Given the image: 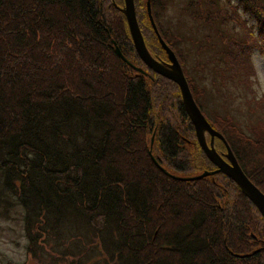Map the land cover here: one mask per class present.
<instances>
[{
	"label": "trees",
	"instance_id": "16d2710c",
	"mask_svg": "<svg viewBox=\"0 0 264 264\" xmlns=\"http://www.w3.org/2000/svg\"><path fill=\"white\" fill-rule=\"evenodd\" d=\"M222 3L228 7L216 15L217 31L228 19L227 25L233 21L229 29L237 24L244 33L220 29L217 50L233 61L236 50H242L249 74L251 48L264 53V0ZM238 10L256 17L259 42ZM110 37L146 74L115 53ZM209 62L219 77L227 78L219 58ZM171 85L176 84L141 62L112 0H0V195L25 199L24 225L35 215L50 243L56 238L81 244V263L98 241L101 260L93 264H264V221L233 180L223 173L195 180L175 177L215 166L195 136L185 137L184 129L194 128L178 88L173 90L178 120L186 125L174 128L161 115L167 95L160 90ZM232 117L216 114L210 125L264 193V151L256 152L264 150V115L247 124V130ZM256 132H263L258 142ZM216 140L215 147L224 146ZM189 148L203 165L186 164ZM245 160L251 166L256 162L254 171ZM232 188L239 196L232 195ZM225 195L234 197L233 203L224 201ZM30 251L38 256L35 248Z\"/></svg>",
	"mask_w": 264,
	"mask_h": 264
},
{
	"label": "rangeland",
	"instance_id": "374dc122",
	"mask_svg": "<svg viewBox=\"0 0 264 264\" xmlns=\"http://www.w3.org/2000/svg\"><path fill=\"white\" fill-rule=\"evenodd\" d=\"M146 1L134 0L137 19L140 27L145 32L147 42L155 55L154 57L166 61L165 52L161 48L149 22L147 8L145 10ZM222 1L200 0L203 9H200V5L198 4L199 0H149V6L152 11V17L153 19L155 18L154 22L157 30L163 40L175 53L192 95L201 104V111H204L203 113L207 122L210 124L212 116L216 114L224 116L226 113L233 116L232 121L235 120L244 130H247V124L254 122L259 117L262 118V115H264V53L256 47L251 48L249 61L253 71H250L249 74L241 62L242 50H236V61H233L230 57L223 58L221 56V52L217 50L219 48L218 40L221 34L219 32L220 29H231L238 36L244 33L243 29L237 24L234 27L231 26L229 29L228 25L233 24V21L229 20L227 25L228 19L226 20V24L224 23L225 27L218 25L219 29L217 31L214 24L215 22L219 23V20L216 15L220 17L221 12L228 7ZM117 2L118 6H121V3L123 4L121 0H117ZM214 5L215 7H213ZM231 5L234 7V4ZM193 11L195 15H192L191 12ZM207 12L210 19L215 18V20L209 21L206 19L205 17H208L206 15ZM238 14L243 20V25L252 28L253 34L259 42L260 39L257 37L256 17L254 14L241 10H238ZM115 17L118 18L117 16ZM111 19L114 20V17ZM213 58L214 61L219 58L218 65L220 71H224L227 78H222L221 73L219 77L217 75L218 72L215 71V67L209 68V64H211L209 61ZM177 88L176 85L175 87L171 85L166 87L165 91L160 90L161 94L167 95V98L165 97L163 99V105L160 107L162 111H160L161 115L163 117L165 116L164 118H167L171 122L172 127L180 129L186 123H180V120H178L179 114L176 110L178 104L173 92ZM228 93H231L230 96H228ZM208 114L211 116L209 117ZM177 123L180 125H176ZM260 125V129L264 130V126L262 124ZM184 130H186L185 137L192 139L195 136L194 130L193 132L187 129ZM262 133L258 135L256 132L254 140L258 142L263 137ZM150 137L152 139L153 136L151 135ZM206 138L209 141V136H206ZM217 138L214 137L213 141L217 142ZM218 139L224 144L220 138ZM225 147V144L223 147L218 145V147H215V150L218 153L225 152ZM263 151L256 150L258 153ZM186 154L191 157L186 163L191 168L197 164L203 165L197 156L198 154L195 155L192 148L184 152V157ZM244 163L250 170L257 165L255 162L251 166L246 160ZM254 170L252 169L251 171ZM200 184L204 186L205 181H201ZM234 194L239 196L237 190L232 188V195ZM3 195H0V197H5L9 201L3 200L0 202V264H42V261L45 264H93L95 261L101 260V253L97 250L98 241H96L92 253L86 257V263H81L77 259V254L79 252L83 253L81 244H76L81 249L77 250L75 248L71 249L72 245L76 246L74 245L75 243L70 245L68 244L69 242L64 243L56 238H53V241L51 240L50 243L49 237L46 238L44 232L45 226L35 221V215L30 216L33 221H28V224L24 225L26 208L22 203L25 199L21 200V203L20 199H17L14 193H4ZM226 199H228V196H223V200L226 201ZM233 199L235 198L230 197L228 201L233 203ZM31 202L32 198H29L28 204L30 206H32ZM6 204H9L8 213H4L3 210ZM33 210L37 212L36 208H33ZM41 219L42 217L39 218V220ZM83 231L84 229L81 228L78 232V234H81V237L83 236L82 233H85ZM36 238L38 240L37 243H40L38 246H35L37 244ZM78 239L79 236L77 235L76 241ZM32 248H35L38 256L32 254L30 251ZM52 250L55 256L61 254V258L53 259V255L50 254Z\"/></svg>",
	"mask_w": 264,
	"mask_h": 264
},
{
	"label": "water",
	"instance_id": "95a60500",
	"mask_svg": "<svg viewBox=\"0 0 264 264\" xmlns=\"http://www.w3.org/2000/svg\"><path fill=\"white\" fill-rule=\"evenodd\" d=\"M112 3L114 6H117L125 18L133 47L141 62L153 72L173 81L177 85L182 105L193 125L197 143L209 161L215 166L213 170H204L192 176L175 177L182 180H195L208 174L223 173L233 180L239 190L254 204L264 221V193L246 176L222 135L207 122L204 114L201 112L192 95L175 53L163 40L157 30L151 14L149 0L146 1L147 15L158 42L165 52L166 61L155 58L148 50L137 21L134 0H123L122 6H118L114 0H112ZM114 51L124 62L129 64L136 71L146 74V71L142 67L129 62L117 46H115ZM206 136H209V141H207ZM214 137H218L224 142L226 153L220 154L215 150L213 145ZM151 158L159 166L155 158L153 156ZM159 167L163 169L161 166Z\"/></svg>",
	"mask_w": 264,
	"mask_h": 264
},
{
	"label": "bare ground",
	"instance_id": "6f19581e",
	"mask_svg": "<svg viewBox=\"0 0 264 264\" xmlns=\"http://www.w3.org/2000/svg\"><path fill=\"white\" fill-rule=\"evenodd\" d=\"M110 43L112 45L113 48H115V46H117L119 48L118 43L115 41V39H113L112 37H110ZM120 49V48H119Z\"/></svg>",
	"mask_w": 264,
	"mask_h": 264
},
{
	"label": "flooded vegetation",
	"instance_id": "af4514ba",
	"mask_svg": "<svg viewBox=\"0 0 264 264\" xmlns=\"http://www.w3.org/2000/svg\"><path fill=\"white\" fill-rule=\"evenodd\" d=\"M213 143H214V141H213ZM220 154H222L221 152H219Z\"/></svg>",
	"mask_w": 264,
	"mask_h": 264
}]
</instances>
